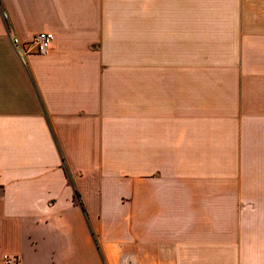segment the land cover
Here are the masks:
<instances>
[{
	"label": "crops",
	"instance_id": "1",
	"mask_svg": "<svg viewBox=\"0 0 264 264\" xmlns=\"http://www.w3.org/2000/svg\"><path fill=\"white\" fill-rule=\"evenodd\" d=\"M5 256L264 264V0H0Z\"/></svg>",
	"mask_w": 264,
	"mask_h": 264
},
{
	"label": "built area",
	"instance_id": "2",
	"mask_svg": "<svg viewBox=\"0 0 264 264\" xmlns=\"http://www.w3.org/2000/svg\"><path fill=\"white\" fill-rule=\"evenodd\" d=\"M9 39L11 45L16 52V54L21 59L24 66L28 65V56L31 53V49H36L40 54H46L51 48V45L54 40V35L52 33H39L33 39V41L29 44H24L20 41V39L13 35L9 34ZM2 264H19L16 258L11 256H5Z\"/></svg>",
	"mask_w": 264,
	"mask_h": 264
}]
</instances>
